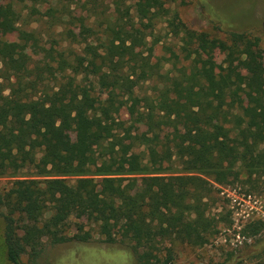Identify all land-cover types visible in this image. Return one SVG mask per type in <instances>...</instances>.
Segmentation results:
<instances>
[{"label":"trees","instance_id":"16d2710c","mask_svg":"<svg viewBox=\"0 0 264 264\" xmlns=\"http://www.w3.org/2000/svg\"><path fill=\"white\" fill-rule=\"evenodd\" d=\"M126 3L111 0L107 14L100 0L105 8L95 16L75 0L0 2V38L33 23L62 37L47 48L35 30L0 41V178L9 179L0 217L9 264L36 259L45 244H86L94 235L137 264H174L165 242L202 248L219 233L208 205L215 186L243 178L251 189L264 187L258 39L228 31L221 41L174 16L166 21L181 34L186 65L161 74L142 49L145 31L167 15L163 1L135 0L133 16ZM77 6L85 14L74 15ZM211 11L210 22L223 31L221 15ZM27 51L34 61H23ZM217 52L226 60L219 74L212 69ZM152 78L161 80L137 96ZM262 228L252 222L243 229L256 239L237 263L264 258Z\"/></svg>","mask_w":264,"mask_h":264},{"label":"rangeland","instance_id":"374dc122","mask_svg":"<svg viewBox=\"0 0 264 264\" xmlns=\"http://www.w3.org/2000/svg\"><path fill=\"white\" fill-rule=\"evenodd\" d=\"M2 0H0L1 2ZM53 1V0H48ZM88 7L96 9L97 16L105 6H99L100 0H75ZM167 15L156 20L153 27L145 31L146 44L142 49V54L150 59L151 64H156L161 74L175 75L178 68L185 66L183 55L180 52L181 34L177 35L172 28L168 27L166 20H171L177 16L186 28L203 32L211 38L221 41H227L228 31L245 33L252 38L258 39V58L254 62H258L261 68H264V0H162ZM107 4V14L109 9L112 10L111 0H103ZM129 13L134 15L132 8L135 0H126ZM31 2L25 1L24 6ZM22 4L15 5L16 10L22 9ZM48 5H43L40 12H43ZM75 6H73L74 8ZM74 15L85 14L81 12V7L77 6ZM131 8V9H130ZM211 9H216L221 15V20L225 23L222 27L223 31L214 26L210 22V18H215ZM235 23L231 26L227 25ZM35 30L36 35H42V45L49 47L52 40L59 42L62 37L58 36L56 30L49 36L46 35V29L41 24L33 23L30 26L22 27L15 34L8 38H0L1 40L14 41L20 39L26 32ZM77 33L78 30L74 29ZM61 41V40H60ZM71 39H66L63 43L64 48L70 46ZM75 46V45H72ZM75 48V47H74ZM36 51V50H35ZM178 57L175 59V57ZM36 54L27 51L21 58L24 62L34 61ZM215 63L212 65L213 72L219 74L225 68V56L216 53ZM241 74H248L249 69L241 68ZM57 75V74H56ZM158 78H152L150 81L142 82L136 88V94L142 97L145 93L150 94L154 86L158 84ZM244 104V98L240 100ZM121 117L126 119L124 112ZM144 128H140L142 133ZM70 141L73 137L70 136ZM142 148H137L136 151ZM242 178V177H241ZM242 178L230 186H215L214 199L208 202L209 214L219 221V233L210 240L209 244L202 248L190 247L179 242L167 241L165 246L171 248L174 254V264H264V258L250 259L237 263L236 257L243 252L247 244H252L255 237H250L243 229L252 222H260L263 226L260 234L264 235V222L256 219L251 214V206L261 207L264 213V187L251 189L244 185ZM9 179L0 178V192L8 189ZM250 201V202H249ZM257 201V204L253 202ZM249 214V216H248ZM262 216V215H261ZM73 223L79 225L81 220H73ZM4 221L0 217V264H9L6 259V249L3 238ZM100 238L94 235L93 241L86 244H64L49 246L45 244L36 259H30L27 255L22 257L23 264H137L132 255L128 254L119 245H106L100 242ZM264 257V256H263Z\"/></svg>","mask_w":264,"mask_h":264},{"label":"built area","instance_id":"2783aa9c","mask_svg":"<svg viewBox=\"0 0 264 264\" xmlns=\"http://www.w3.org/2000/svg\"><path fill=\"white\" fill-rule=\"evenodd\" d=\"M250 202V201H249ZM258 202L255 201L253 202V204H257ZM251 214L256 218V219H260L264 222V213L261 211V207H255V206H251ZM262 215V216H261ZM249 216V214H248Z\"/></svg>","mask_w":264,"mask_h":264}]
</instances>
